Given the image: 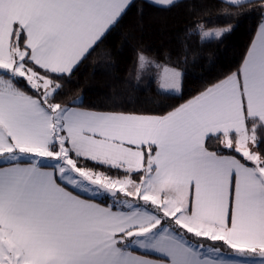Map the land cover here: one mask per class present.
<instances>
[{
    "label": "snow or ice",
    "instance_id": "snow-or-ice-1",
    "mask_svg": "<svg viewBox=\"0 0 264 264\" xmlns=\"http://www.w3.org/2000/svg\"><path fill=\"white\" fill-rule=\"evenodd\" d=\"M220 2L242 10L217 15L259 16L240 63L146 114L86 107L82 89L61 98L133 0H0V264H264V0ZM207 19L186 30L175 61L135 48V83L182 95L199 59L192 37L202 46L236 26ZM100 55L94 64L114 66L110 50Z\"/></svg>",
    "mask_w": 264,
    "mask_h": 264
},
{
    "label": "trees",
    "instance_id": "trees-1",
    "mask_svg": "<svg viewBox=\"0 0 264 264\" xmlns=\"http://www.w3.org/2000/svg\"><path fill=\"white\" fill-rule=\"evenodd\" d=\"M261 0H253V4ZM134 6L120 20L103 40L91 52L88 58L73 74L72 80L65 84L61 93L64 101H69L83 90V103L86 107L98 106L99 110H125L146 114H161L172 107L183 103L209 83L221 78L222 74L233 70L241 61L254 37L258 13L253 11L234 21L231 17L217 15L226 10L228 12L241 11L222 4L220 0H184L176 7L164 8L154 5L147 0H133ZM195 6V11H189V5ZM143 7L141 16L137 10ZM250 5H243L244 8ZM212 17L214 19H207ZM206 28L227 27L236 23L233 31L223 35L218 41L209 38L202 46L195 41L193 36L189 41L190 50L199 53L196 63L188 65V71L183 80L182 95H159L154 80H149L145 88L135 83L137 68L134 64V49L141 45L146 49L148 56L163 58L168 52L173 59L181 52L180 38L194 22H204ZM142 21V25L138 23ZM123 34H128V39L121 47ZM111 51L114 66L104 69L94 61H100L101 51ZM132 98L131 103L123 104L121 108H108L113 98ZM209 150H215L219 141L212 137L208 140ZM222 147V146H220ZM264 150V144L260 145Z\"/></svg>",
    "mask_w": 264,
    "mask_h": 264
},
{
    "label": "rangeland",
    "instance_id": "rangeland-1",
    "mask_svg": "<svg viewBox=\"0 0 264 264\" xmlns=\"http://www.w3.org/2000/svg\"><path fill=\"white\" fill-rule=\"evenodd\" d=\"M214 28V27H213ZM181 54V52L178 54V55H180ZM147 55V54H146ZM178 55L177 56H175L172 60L173 61H175L176 59H177V57H178ZM150 57V56H149ZM151 58V57H150ZM157 85V84H156ZM158 87V86H157Z\"/></svg>",
    "mask_w": 264,
    "mask_h": 264
},
{
    "label": "crops",
    "instance_id": "crops-1",
    "mask_svg": "<svg viewBox=\"0 0 264 264\" xmlns=\"http://www.w3.org/2000/svg\"><path fill=\"white\" fill-rule=\"evenodd\" d=\"M147 1H149L150 2V0H147ZM254 38V37H253ZM153 258H155V257H153Z\"/></svg>",
    "mask_w": 264,
    "mask_h": 264
}]
</instances>
